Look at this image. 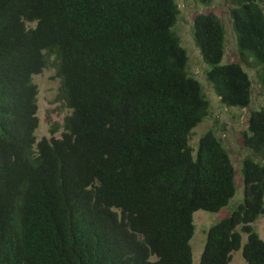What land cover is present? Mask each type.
Segmentation results:
<instances>
[{
  "label": "trees",
  "instance_id": "trees-1",
  "mask_svg": "<svg viewBox=\"0 0 264 264\" xmlns=\"http://www.w3.org/2000/svg\"><path fill=\"white\" fill-rule=\"evenodd\" d=\"M230 2L241 60L264 91V0ZM179 13L177 0H0V264H193L194 213L227 206L236 179L213 129L190 145L211 103ZM193 29L220 102L248 107V70L222 62V17L198 13ZM50 64L71 113L60 136L38 140L34 75ZM243 139L254 154L243 200L208 228L199 264H229L239 249L264 264L253 227L264 216V101Z\"/></svg>",
  "mask_w": 264,
  "mask_h": 264
},
{
  "label": "rangeland",
  "instance_id": "rangeland-1",
  "mask_svg": "<svg viewBox=\"0 0 264 264\" xmlns=\"http://www.w3.org/2000/svg\"><path fill=\"white\" fill-rule=\"evenodd\" d=\"M179 6V18L175 30L180 35L181 43L188 51L189 70L201 81L204 91L211 103L210 113L204 121L198 124L190 137V145L197 147L201 135L209 129L220 137L228 150L235 167L236 193L230 203L218 212L198 210L194 213L195 230L191 239L193 249V264H199L204 250L207 230L214 223L228 216L232 207L241 202L244 197V182L242 174L243 161L247 156H253V151L244 143V133L249 131V118L252 110L258 109L264 101V91L257 81L256 68L252 62H242L237 45L236 34L230 16V0H213L210 5L200 3L198 0H177ZM214 12L222 17L226 29V53L223 63L242 62L253 80V95L248 107L224 106L212 86L206 80V71L210 65L205 63L200 49L197 47L193 36L194 18L198 13ZM31 25V23H30ZM34 81L38 85V117L39 126L36 131L38 140L42 137L52 136V129H58L56 136H60L64 130L65 117L71 113L60 98V78L56 69L50 64L41 73L34 75ZM259 159V158H258ZM264 161V157H260ZM253 227L261 238L264 239V216L258 218ZM241 230L240 227H238ZM243 233V232H242ZM243 244L247 235L243 233ZM229 264H248L243 256V250L233 252Z\"/></svg>",
  "mask_w": 264,
  "mask_h": 264
}]
</instances>
